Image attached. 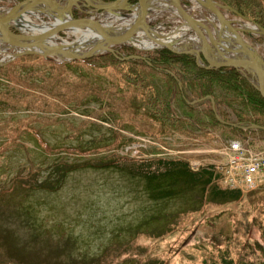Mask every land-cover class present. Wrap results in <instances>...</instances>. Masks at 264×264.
<instances>
[{"label": "rangeland", "instance_id": "374dc122", "mask_svg": "<svg viewBox=\"0 0 264 264\" xmlns=\"http://www.w3.org/2000/svg\"><path fill=\"white\" fill-rule=\"evenodd\" d=\"M166 1L152 4L147 23L173 28L184 23L177 7ZM184 1L186 13L203 14L186 0H181V5ZM128 4L134 7L130 0ZM16 6L15 0H0V13ZM103 10L79 1L71 13L83 19ZM122 13L124 20L132 21L135 9H123ZM226 14L235 23L249 25L229 11ZM111 24L123 23L115 17ZM76 37L66 38V42ZM245 37L264 60V35ZM122 47H117V57L126 55ZM16 53L0 51V63L7 62L0 65V145L16 138L0 152V264H223V259L249 264L262 260L254 241L259 240L258 225H264V183L252 191L230 192L239 195L230 201L208 192L201 195L199 187L154 201L140 177L142 172L162 171L160 159L185 161L193 171L211 169L225 160V145L240 138L237 134L218 125H199L185 134L172 131L153 137L141 133L136 125L145 131L149 128L127 109L128 85L110 67L65 63L55 56L9 61ZM154 81L166 94L160 76ZM181 82L184 87L185 81ZM200 91L196 88L191 93L186 87V102H193ZM212 91L217 100L231 93L215 83ZM209 102L205 99L194 107L206 122L209 118L203 110ZM170 107L173 114L194 123L185 116L178 94L173 93ZM26 123L27 129L36 133L25 127L22 130ZM248 135L263 142L259 132ZM39 141L51 151H44ZM61 158L68 163L87 159L111 162L114 158L120 168L75 171L67 174L61 185H50L47 190L28 192L17 184L21 175L31 170L39 173L40 179H56L53 162ZM213 176V184L225 189L220 176Z\"/></svg>", "mask_w": 264, "mask_h": 264}, {"label": "trees", "instance_id": "16d2710c", "mask_svg": "<svg viewBox=\"0 0 264 264\" xmlns=\"http://www.w3.org/2000/svg\"><path fill=\"white\" fill-rule=\"evenodd\" d=\"M22 1L25 0H15L16 3ZM101 1L108 2L110 0ZM136 1L130 0V3L134 4ZM213 1L232 8L251 23L264 29L263 0ZM122 49L126 55L139 54L130 46H123ZM143 54L145 55L144 60L127 59L117 61L109 53H104L91 59L74 62L75 64L86 63L87 65L93 62L97 68L110 67L117 73L119 80L128 85L129 88L125 99L127 109L130 110L133 117L139 119L141 123L145 122L149 128V131H145L144 128L136 125L138 131L141 133H148L153 137L157 134H165L172 131L185 134L196 130V127L200 128L199 125L203 127L218 125L228 131H232L237 136L249 137L248 133L251 134V132H259L264 136V104L257 100L250 82L237 69L233 67L217 69L201 68L196 65L195 58L192 55L173 54L167 49H158ZM35 59H40V56L23 55L15 59L14 62L21 63ZM188 72L191 74H188ZM156 75L160 76L164 82L163 86L166 90V94L164 95L160 92L159 85L154 81ZM181 76L186 84L184 87L182 85L183 82L179 83V81H182L179 79ZM17 82H19L21 87L27 89L19 80ZM214 83L221 85L225 90H230L231 93L222 100H217L212 91ZM186 87H189L191 93H195L196 88L201 89L199 95L194 98L193 102H186ZM173 93L179 95L180 105L186 109L184 111L185 116L193 120L194 123H190L188 119L184 118L186 119L184 120L173 114L170 107V99ZM207 96L214 101L215 107H212L210 99L209 106L208 104H204L208 108L203 110L205 116L209 118V121L206 122L202 120L194 110V107L195 105L203 103ZM228 110L230 113L227 112ZM231 114L234 116V119H230L229 115ZM218 117L224 123H220ZM251 124L256 125L258 129L244 130L243 127ZM21 128L22 130L24 128V130L30 131V133H36L27 129L29 128L27 123L21 126ZM15 141V137L7 139V141L0 145V152ZM262 141L264 143V138ZM39 144L45 149L44 151H51L52 149L40 141ZM113 161L114 158L111 162H108V160H100L97 162L96 160L90 161V159H87L83 163H68L61 158L53 162V169L57 175L56 179L52 180L49 177L40 179V175L38 176L39 173L31 170L27 175H21V179L17 181V184L25 187L28 192L47 190L52 185H61L62 180L67 174L75 171L87 168H120ZM158 161L164 165L162 171H146L140 173V177L145 181L146 190L151 200L163 201L172 198L189 187H199L201 195H205L208 192L212 196H220L223 200L228 201L235 200L239 196L238 194L230 193L227 189L221 190L217 188L213 184L214 176L209 169L202 168L199 171H192L188 163L182 160L160 159ZM256 208L257 206H253V209ZM252 222L254 224L255 219ZM258 228H261V231H259V240L254 241V246L256 250L258 249L260 251L262 260L249 264H264V225L261 226L259 224ZM222 263L235 264L231 259H223Z\"/></svg>", "mask_w": 264, "mask_h": 264}, {"label": "water", "instance_id": "95a60500", "mask_svg": "<svg viewBox=\"0 0 264 264\" xmlns=\"http://www.w3.org/2000/svg\"><path fill=\"white\" fill-rule=\"evenodd\" d=\"M29 1V0H25ZM25 1L17 3L18 6L24 3ZM36 1H42V0H36ZM47 1H56V0H47ZM103 4L107 3H113V8L105 17V19L100 20L99 22H96L94 25H91L89 27L83 28V29H74V30H59L48 40L39 42L36 41V37L34 35H25V33L15 34L13 33L8 27H14L12 25H9L7 27V21L10 20V11L13 10L16 7H13L6 13H0V51L3 49H12L16 50L17 53L12 56L11 60H14L17 57L23 56V55H39L44 58H48L51 56H55L57 58H61V61L64 62H71V61H77V60H86L90 59L92 57L98 56L103 53H109L112 56H114L116 59L119 60H127V59H142L145 58L143 56L139 55H130V56H121L117 57L116 50L114 49L117 46L121 45H132V42L135 39L136 34L138 33H146L150 32L152 33V27L149 23H147V15L148 12L152 6V4L156 0H137V2L134 4V6H138V12L134 20L128 24L127 26H118V25H112L113 19L117 16L119 12V7L117 6V0H112L109 2H102ZM170 1V0H169ZM172 3L177 7L179 12L181 13V16L183 19L188 23L190 26H192L202 37H203V44L205 47L212 52L211 47L208 45V43L205 41L204 36L201 34L199 29L196 25L202 26L208 35V38L210 39V43L213 45V47L217 48V40H215L212 36V32L208 26H205L201 23V21H198L194 19L191 15L187 14L183 7L181 6L180 1L181 0H171ZM192 4H194L197 8H199L203 13L206 14V16L213 19L214 23L216 25H212L213 30L216 32V36L218 38V41H223L227 39L232 44L233 42H236L239 46H241V51L246 52L252 59V67H249L248 65H243L238 62H234L232 59H228L224 57L223 53L218 51V54L222 56L223 61H217L214 59H209L207 55L202 52L203 58L209 62V65L206 69H217L221 67H233L238 68L242 71H246L250 75V84L252 85L253 91L257 99L264 104V91L262 89V82L264 79V61L256 49L255 46H253L243 34H250V33H257L259 35H264V29L258 25H255L260 30L259 32H256L250 28H247L245 26H241L240 23H235L236 21H233L227 17L226 12L229 11L236 15L238 18H240L243 21H247V19L243 16H241L239 13L234 11L228 6L221 5L213 0H186ZM75 20H81L76 19ZM88 19V18H83ZM209 22V21H208ZM212 23V22H209ZM237 25H240L237 26ZM16 28V27H14ZM227 31L230 33V38H222L221 32ZM90 33L94 35V37L97 38V42L90 43L87 41L80 40L77 35L80 34H86ZM69 37H76L72 41L66 42V38ZM156 40H152L155 43L159 44V47H165L172 53H178L177 50L173 49L169 43H165L161 41L158 37L155 38ZM42 40V39H41ZM85 44H89L87 48L84 49V51L80 53H74V50L78 49L79 47L85 46ZM224 49L227 52L226 47ZM205 51V50H204ZM228 52H234V50L228 49ZM180 53H189L195 55L197 61H199L200 58V51L199 50H192L187 49L185 51H182ZM233 61V62H232ZM5 63H0V65H4ZM245 75V74H244ZM212 107H214V101H211ZM218 120L221 123H224V121L220 118ZM233 125V124H231ZM234 126V125H233ZM252 128H257L256 125H252Z\"/></svg>", "mask_w": 264, "mask_h": 264}, {"label": "bare ground", "instance_id": "6f19581e", "mask_svg": "<svg viewBox=\"0 0 264 264\" xmlns=\"http://www.w3.org/2000/svg\"><path fill=\"white\" fill-rule=\"evenodd\" d=\"M79 1H84L88 5L95 7V8H103L102 14H95L91 18L88 19H81L75 20L73 19L71 9L74 5H77ZM161 2V1H159ZM170 2L167 0L165 3ZM156 4V3H154ZM117 6L120 8L116 19L122 21L123 26H127L130 24L137 15L138 6H130L128 4V0H117ZM113 8V3L103 4L97 0H64L62 3L58 1H36V0H29L25 1L21 5L17 6L13 10L10 11V20L7 23V27L12 25L18 29L23 30V33H32L36 37V41L42 42L51 38L55 33L61 29L63 30H74V29H83L94 25L96 22H99L102 18L106 17L107 14ZM123 9H135V13L133 14V20H124L125 16L122 13ZM48 16L52 21H46L43 16ZM250 28V27H249ZM256 32L260 33V30L257 27L250 28ZM142 34V33H141ZM257 34V33H256ZM177 35V33L175 34ZM225 37V35L222 33ZM231 37V36H230ZM229 37V38H230ZM80 40L87 41L90 43L97 42V38L94 35L90 34L89 32L86 34H80L78 36ZM156 36H153L150 32H146L138 37L137 44L141 48H148L152 45V40L155 39ZM42 39V40H41ZM225 44V47L230 50H234L235 57H227L228 59L234 60V62L241 63L243 65H248L252 67V59L251 57L244 51H241V46H239L236 42L232 44L230 40L227 39L221 41ZM231 44V45H230ZM89 44H85L83 47H79L78 49L74 50V53H80L84 51L85 48L88 47ZM233 62V61H232ZM262 89L264 91V79L262 82Z\"/></svg>", "mask_w": 264, "mask_h": 264}, {"label": "built area", "instance_id": "2783aa9c", "mask_svg": "<svg viewBox=\"0 0 264 264\" xmlns=\"http://www.w3.org/2000/svg\"><path fill=\"white\" fill-rule=\"evenodd\" d=\"M225 161L216 166L224 184L231 190L253 189L264 180V155L246 149L239 141L225 148Z\"/></svg>", "mask_w": 264, "mask_h": 264}]
</instances>
